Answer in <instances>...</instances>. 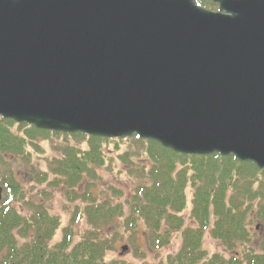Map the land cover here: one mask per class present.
<instances>
[{"label": "water", "instance_id": "95a60500", "mask_svg": "<svg viewBox=\"0 0 264 264\" xmlns=\"http://www.w3.org/2000/svg\"><path fill=\"white\" fill-rule=\"evenodd\" d=\"M212 1L0 0V116L264 169V0Z\"/></svg>", "mask_w": 264, "mask_h": 264}, {"label": "trees", "instance_id": "16d2710c", "mask_svg": "<svg viewBox=\"0 0 264 264\" xmlns=\"http://www.w3.org/2000/svg\"><path fill=\"white\" fill-rule=\"evenodd\" d=\"M196 2L204 7L212 5L209 0H196ZM12 124H14L13 121L0 118V157L3 159L5 156L19 157L26 162L27 154L24 150L27 141L47 139L50 131L39 130L24 124L22 126L26 129L23 131L25 132L23 135V132L12 131L10 128ZM65 135L84 136L81 133ZM133 139L139 140L135 137ZM88 140L89 149L77 148L80 150L77 152L74 149L76 147H70L71 150H66L63 157L54 160V169H51V172L59 183L62 178L64 183V177H66L72 187L76 181L81 179L83 172L94 170V167L103 165L104 158L100 147L101 143L108 139L89 137ZM139 141L148 144L146 152L154 162L151 163L147 172L142 168L138 174L141 177L145 175L146 178H152V182H150L151 187L138 185L135 190L136 201L133 202V207L126 217L130 220V225H133L132 221L136 222L134 215L141 213L146 222L153 225V234L159 231L162 220L166 221V230L162 232L165 241H168L172 231L180 232L181 245L176 253L168 255L167 264H241L238 262V257L225 259L218 254L208 255L205 250H202V228L206 226V230L210 225L209 220L212 218L210 230L213 238L220 240L226 250H234L242 240L248 237V231L244 225L245 212L239 210L237 199L242 195L250 196V198L258 195L252 185L253 182H258L260 179H258L259 175L254 173L264 171L258 170L250 162H240L232 156L221 157L217 154L189 156L175 153L151 140ZM181 158H192L193 162L197 159L203 164L204 159L211 160L215 162V165L218 164L216 162L222 160V166L225 164L238 166L234 165L233 169L215 167L217 170L210 172L209 181L206 183L196 184L197 181H192L194 191L190 213L192 218L197 221L198 227L182 228L183 219L179 212L184 208L186 202L184 189L187 184V176L184 172H179L175 178L171 173L177 165V160ZM194 168L196 167L194 166ZM235 168L236 170H234ZM246 171L250 174L243 173ZM200 172H203V168L200 169ZM244 175L249 177L238 180ZM11 181L13 188L19 191V183L13 179ZM85 191L88 195L91 194L86 188ZM230 191L232 192L228 196L227 193ZM90 204L88 208L91 213L88 221L89 228L83 235L76 241L74 234H70V230H68L64 238L53 246H48V241L52 238L58 225L55 217L49 216L47 212L37 211L33 223L36 232L21 244L16 240L15 234L11 235V223L15 222L17 218L20 222L18 226L22 227L25 221L22 222L18 213L10 209V212L0 219V264H129L121 260L104 261L105 253L114 249L115 246L113 239L102 237L100 228L109 224L113 214L120 216L121 207L111 206L106 201L104 203L91 202ZM40 206L41 204L38 208ZM157 235H154L153 244L155 242L154 246L159 247L163 242L160 243ZM258 259H260L259 264H264V257H258Z\"/></svg>", "mask_w": 264, "mask_h": 264}, {"label": "rangeland", "instance_id": "374dc122", "mask_svg": "<svg viewBox=\"0 0 264 264\" xmlns=\"http://www.w3.org/2000/svg\"><path fill=\"white\" fill-rule=\"evenodd\" d=\"M212 8L216 9V6H212ZM10 128L12 131L20 133L26 129L24 126L17 124H12ZM23 135H25V132H23ZM88 139L84 140L72 135L53 134L49 135L47 139H31L27 141L24 151L29 157V162L17 159L19 157L14 159L9 157L11 158L9 161H4L3 158H0L1 163H6L0 164V181L5 171L11 169V172L13 173L14 171L16 173V178L21 183L19 187L24 186L22 192L24 199L19 195H15L10 203L11 209L17 210L25 217V223L20 229L16 224L11 225V229L15 232L16 240L23 243L26 237L29 235L31 237L36 232V227L33 224L35 219L34 212L40 210L42 213L47 212L49 216L55 217L58 222L52 238L48 241V246L57 245L64 238L66 230L69 228L74 234V239L78 240L85 230L89 228L88 221L91 213H89L87 206L91 202L104 203L106 201L111 206H120L121 215L113 214L109 224L100 228L102 237L113 239L115 246L114 249L105 253L104 261L121 260L129 264H167L168 255L176 253L181 245L180 232L172 231L173 233H171L168 241H165L162 232L166 230V221L162 220L159 231L153 234V225L146 222L141 213L140 215H134L136 222L132 221L133 225H130V220L126 219L133 207V202L135 203L136 201L134 193L138 185L151 187L152 178H146L145 175L141 177L138 174L142 168L147 172L151 163L154 162L146 152L148 146L146 142L133 138L110 139L102 142L100 151L104 158L103 165L94 167V170L90 169L83 172L81 179L76 181L72 187H70L69 180L66 177H64V183L63 178L59 183L56 178L50 177V175H53L51 169H54L52 161L57 160L61 153L60 157H63L66 150H71L70 147H76L74 149L77 152L80 151L79 149H89ZM192 160V158L177 160V165L171 172L175 178L179 172H184L187 176V184L184 189L186 202L184 208L179 212L183 219L182 228L190 225L198 226L197 221H193L192 216L189 214L194 191L191 184L192 181H197L196 184L208 182L210 172L217 170L215 167L232 169L234 165L238 167L236 164L232 166L225 164L222 166V160L216 162L218 163L216 165L211 160L204 159V164L200 160L196 159L194 162ZM201 167L203 172H200ZM37 171L40 173L47 171L46 174L49 177L45 182L38 181ZM243 173L250 174L248 171ZM254 174L259 175L258 179H260V183L252 185L258 195L254 199H251L250 196L242 195L237 199V203L239 210L245 212L244 225L249 228V240H244V242H247L249 247L254 248L255 252L263 253L264 222L256 218L255 213L251 211L264 206V172ZM243 177L249 176L244 175L239 177L238 180L243 179ZM52 179L54 180L51 182ZM85 187L88 188L91 194L80 193L84 192ZM72 192H75V194L71 199L68 195ZM231 192L227 193L228 196ZM77 194L84 195L85 198L80 199ZM38 203L41 204L40 208H34L33 205ZM76 206L78 210L84 208L85 212L82 210L80 220L73 222V213ZM211 219L209 220L210 226L213 222ZM154 235L159 237L160 243L163 242L158 248L154 246L155 242L153 244ZM201 244L204 250L211 254H219L224 251L222 243L214 240L208 231H206L205 236L203 235ZM123 245L126 247L124 250H122Z\"/></svg>", "mask_w": 264, "mask_h": 264}, {"label": "flooded vegetation", "instance_id": "af4514ba", "mask_svg": "<svg viewBox=\"0 0 264 264\" xmlns=\"http://www.w3.org/2000/svg\"><path fill=\"white\" fill-rule=\"evenodd\" d=\"M238 256H239V253H238Z\"/></svg>", "mask_w": 264, "mask_h": 264}]
</instances>
